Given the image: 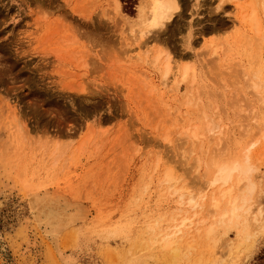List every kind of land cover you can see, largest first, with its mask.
I'll return each mask as SVG.
<instances>
[{"label":"rangeland","instance_id":"1","mask_svg":"<svg viewBox=\"0 0 264 264\" xmlns=\"http://www.w3.org/2000/svg\"><path fill=\"white\" fill-rule=\"evenodd\" d=\"M178 1L140 43L146 0H0V264H264V142L232 224L204 179L212 156L264 136V32L239 21L253 1L263 31L262 6ZM49 208L66 217L47 224Z\"/></svg>","mask_w":264,"mask_h":264},{"label":"bare ground","instance_id":"2","mask_svg":"<svg viewBox=\"0 0 264 264\" xmlns=\"http://www.w3.org/2000/svg\"><path fill=\"white\" fill-rule=\"evenodd\" d=\"M146 1L148 2V16H149V18L148 19L146 18V19L148 21L147 29L149 28V30L140 32V34H139L140 36L138 37V39H136V41H138L140 43L142 42V40L145 37L147 38L148 34L152 33L151 30L154 31V29H155V31H156V28H157V30H159V28L161 29L162 27L164 28V26H166V23L170 22V20L174 17V15L178 11L179 5H180L179 1L177 2V0H146ZM250 4L252 5V8H251L252 10L249 9V11H250L249 16L246 15L247 18H245L243 15V17L245 19L243 18L242 21H241V19L239 21L243 22L244 24L248 23L249 26L248 25L247 26L253 31V34L255 33L254 35H255L256 39H260L262 37V35H261L262 32H264V30L262 31L261 20L258 16V11H259L260 7L258 6V11H257V8H256L257 4H255V2H253V1H251ZM260 4H261L260 6H262L261 8H262V11L264 14V0H260ZM163 28L161 30H163ZM166 28H167V26H166ZM263 29H264V27H263ZM157 32L160 33L159 31H157ZM152 34H154V35H151V36L155 37L153 39H156V41H157L158 34L156 35L154 32ZM149 38H151V37H149ZM149 41H151V40H149ZM255 43L257 44V42H255ZM255 43H254V45H255ZM255 47H257V46H255ZM137 50H139V49H137ZM256 50H258V52L260 51V49H256ZM158 57L159 56H157L154 60H151V64L157 63ZM256 57H257V54H256ZM170 59H171V57L167 55L166 59L162 63L164 66V75H163V78L165 80L164 85L166 84V81L168 80V76H169L170 69H171ZM191 72L192 71L188 68V66H184L181 70H179L178 73H179V77H180V82L183 83V82H186L187 80H189ZM191 77H192V75H191ZM194 80L195 79L193 78L192 79L193 83H194ZM246 84L249 85V87H251V89L255 93L257 90H259L261 88L258 71L246 76ZM192 86H194V84H192ZM192 86H190L191 89H192ZM191 89H190V91H191ZM198 101H199V97H198ZM259 102H261V101H259ZM262 102H263V100H262ZM199 103H201V102H199ZM262 106H263V104H262ZM256 117H257V119H259L258 118L259 116H256ZM256 117L253 119L256 120ZM209 124L210 125H208L207 129H208L209 133L211 134V136H214L213 134H216V130H217V133H219V134L221 133V132H219L221 130L219 129V126L216 125V123L211 121ZM262 125H263V123H262ZM258 126L260 127V125H258ZM261 129H262V134H264L263 133L264 129L263 128H261ZM199 136L201 137V135L199 134L198 131L195 130L194 132H192V137L194 140H199ZM253 136H254V133H253ZM202 137H204V136H202ZM256 137H258V134H256ZM259 137L260 138H256V139L254 138L253 140L251 138V140L248 141L249 143L240 151V155H235V156L226 155V154L225 155H214L211 157V159L208 162V170H207L205 177H204L205 182L207 183V187L212 190L213 194L220 192L218 197L214 196L210 199L211 209L216 211V210H219L222 205L224 207H226L223 210L222 219L228 218V220H229L228 222L230 224H232L235 220H237L239 218L240 213L243 211L245 205L248 202L247 195L254 187L253 183L250 182V176H252V174L254 172H256V167L251 162V159H252L251 150L253 148L258 147L259 144L264 142V136H259ZM262 137H263V139H262ZM216 138H218V137H216ZM207 140H206V142H208ZM210 140H212V139L210 138ZM164 181L166 183H171L173 181L175 182L176 180H175V177L171 173H167ZM242 183H249L248 187L245 188V190L240 189V191H239L240 195L232 196L234 189L240 188ZM216 190H218V191H216ZM182 197H183V194L180 195L181 199H182ZM201 198L203 199V196ZM222 200H225L226 203H223ZM188 202L192 207H195L198 205L197 200L195 198H192V197L189 198ZM28 204H29L30 209L33 213L38 212V205L36 203H34V201L32 199L29 200ZM44 216L45 217L40 218V219L41 220L43 219V221H45L47 224L50 225V224H54L56 222H62L64 220V218L66 217V214H65L64 209L56 212L53 209L49 208L47 210V212L44 214ZM182 226H184L183 223L180 225V227H177L176 231L178 233L181 231ZM262 230L264 231V227L262 228ZM211 232H212V228H210L207 231V236H209L211 234ZM169 250H171V249L169 248ZM169 252H171V255H172L171 260L173 262L174 261L173 259H176L177 252L174 249H172ZM140 259H141L140 256L134 255L126 264H141Z\"/></svg>","mask_w":264,"mask_h":264}]
</instances>
